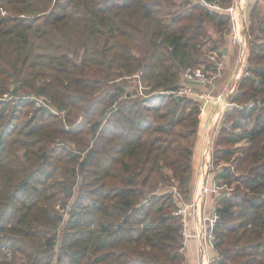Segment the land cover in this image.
I'll use <instances>...</instances> for the list:
<instances>
[{
  "label": "trees",
  "instance_id": "16d2710c",
  "mask_svg": "<svg viewBox=\"0 0 264 264\" xmlns=\"http://www.w3.org/2000/svg\"><path fill=\"white\" fill-rule=\"evenodd\" d=\"M233 1L0 0V264H53L60 235L70 264H184L168 186L192 194L201 105L168 91L188 67L216 68L203 46L227 38L204 33L201 19L226 25L221 8ZM261 1L249 73L212 152L214 166L227 160L215 179L229 190L210 264H264ZM28 95L68 108L66 122Z\"/></svg>",
  "mask_w": 264,
  "mask_h": 264
},
{
  "label": "built area",
  "instance_id": "2783aa9c",
  "mask_svg": "<svg viewBox=\"0 0 264 264\" xmlns=\"http://www.w3.org/2000/svg\"><path fill=\"white\" fill-rule=\"evenodd\" d=\"M250 0H234L231 5H229L226 8L227 14H229L230 17V32H231V44L236 45L239 50L238 54V72L235 76L236 79H239L241 76L242 71L247 70L248 68V56L250 53L249 49V43H248V31L246 29V9L248 8ZM264 1V0H263ZM210 58L215 62L216 68L211 69H205L203 66H197V67H188L186 68L184 72V79L185 82L181 85V88L173 91H168L176 96H182L183 94L193 95L197 94V91L195 89L196 84H203L206 87L211 86L214 84V82L223 75V68L221 62H217V53L210 54ZM143 85L140 84V88L142 90ZM236 85L234 84L233 87H231L226 94H218V96H214L211 93V90L204 91L199 94L200 100H201V109L202 111H205L208 104H221V99H224L225 95V104L231 105L227 99V96L234 93L236 91ZM4 98H12L14 97V94L11 92H7L3 96ZM28 98H31L35 101V105L38 107H44L49 109L53 114L66 116L68 113V108H58L55 106L50 99L44 97V96H34V95H28L26 96ZM212 142L206 145L207 149V155L205 157L206 162L205 166L208 167L209 165H212ZM173 196L176 200L181 199V204L178 207L177 213L181 214L183 217V236L184 238H188L191 235L199 236L198 239V250L202 254L203 260L207 257V250H209V245L212 244L214 234L213 232L207 230L208 232L205 234H200L198 232H195L194 234H191L187 231V225H188V219H189V211L190 208L195 206L196 203L201 202L202 199H199V196L197 197V200L194 203H189L186 200L183 201L182 196L180 195V192L176 187H173ZM199 200V201H198ZM203 214V213H202ZM218 218L217 213L214 215L213 221L216 222ZM203 218L199 217L198 223L199 226L202 223ZM201 228V227H200ZM206 232V231H204ZM185 245L181 248L182 251H185Z\"/></svg>",
  "mask_w": 264,
  "mask_h": 264
},
{
  "label": "rangeland",
  "instance_id": "374dc122",
  "mask_svg": "<svg viewBox=\"0 0 264 264\" xmlns=\"http://www.w3.org/2000/svg\"><path fill=\"white\" fill-rule=\"evenodd\" d=\"M254 1L255 0H250L249 1V4H248V8L246 9V29L248 31V35H249V32H250L249 31V27L251 26V23H252V20H253V15H252L253 13L251 11H252L253 6L255 5L254 4L255 3ZM226 8H221V11H223V12H225L227 14ZM261 9H264V1H261ZM202 21H203V24H204V27H203V32L204 33H206L207 35L214 34L216 37L219 36V35H223L224 39H226V38H227V40L229 39V37H230V32H229L230 31V17H229V23H227L226 25L221 26L219 28H218V25L216 26V24H215L214 21H211L208 18L205 19V20L203 19ZM248 40H249V38H248ZM222 43L223 44H226L224 42H222ZM215 46H216V44H215L214 40L212 42H206L204 44V46H203V49H202L203 54L206 53L205 55L208 56L210 54V51H211L210 49L213 48V47H215ZM250 51H251V49H250ZM235 53H236V55H238L237 54V50H235ZM250 54H251V52L249 53V56H250ZM249 56H248V60H247L248 67H249ZM205 58H206V56H205ZM229 69L231 71L232 70L234 71L235 68L233 67V64H232V66ZM248 69L242 71L241 76L239 77V82L237 84V88H238V85H239L241 79L244 77V75H246V74L249 73L248 72ZM132 84L133 85H130L129 86V89H134V85L135 86L137 85V83L135 81ZM146 87L143 86L142 87V90L139 87L140 88V91L141 92H144L146 90ZM200 105H201V103H200ZM229 107H233L232 104ZM201 111H202V109H201ZM201 111L199 113V126L201 125V123H200V115L202 113ZM54 115L56 116V114H54ZM63 115L64 114L57 115V116L62 117V119L65 121L66 120V116H63ZM226 120H227V118H225L221 122V127L224 124L227 125L228 127L232 124V122H230V121L227 122ZM65 124L67 126V123H65ZM199 126H198V130H199ZM226 131H228V130H226ZM225 133L226 132H224L220 136V139H222V137H223V135H225ZM197 136H198V131H197V133L195 135V140L198 138ZM216 138H218V135H217V137H215L214 139H212L214 141L212 143V146H211L212 147V151L215 150V148L217 147ZM244 143H246V142H244ZM240 145L241 144H239V145H233V144H231V146H234V147L235 146L238 147ZM72 147H74V146H72ZM194 148H195V145H194ZM202 150H203L201 152L202 155H198L197 156L200 159L199 165H198V167L194 168L195 169L194 174L196 175V177L199 178V184L192 183V194L189 195L190 197L188 195H186V194L185 195L184 194L183 195L180 194V195L182 196L183 201L186 200L189 203H194L195 202V198H196L194 196V194H197V191H198V194L197 195H199V199L200 198L202 199L201 205H203V212H202L203 214H201V215L198 214L197 211L195 210L196 207L193 206L192 208H190V211H189L190 216H189V219H188V223H189V221L191 220L192 217L196 220V222L199 220V217H202L203 220H202V223L200 224V227L203 229V231H206V233L208 232L207 230L211 231V233L213 232V234H214L213 242H212V244L209 245V248L208 249L210 251L207 250V256H208L209 262H210L212 260L211 258L214 255H216V253H217L216 252V249H214V247H213L214 246V242H215V232L213 231V228H214L213 226L215 224V222L213 221V218H214V215L216 214L215 207L217 206L218 199L221 198L222 195H226L227 192H228V190H229V189H227L226 184L221 185V186H218L224 180L221 179V178H220V180L219 179H215L216 178L215 175L218 174L219 168L221 167V165H224V164L227 163V160L226 159H223V160L220 161L219 165H215L214 166L213 163H212V165H209L208 167H206L205 166V162H206L205 157L207 155V149H206V145L205 144H204V147H202ZM194 152H195V150L193 151L192 159H193V156H194ZM213 161H214V159L212 158V162ZM168 188L170 190L171 189L173 190V187H171V186L170 187L168 186ZM177 202L180 205L181 204V199H178ZM64 217L67 220L68 215L67 214H64ZM66 220L62 222V226H64L66 224ZM61 240H62V235H60V239H59V241H58V243L56 245L55 251L53 252L54 254L52 255L53 264H70L69 263V253H66V251H64V250L62 251L60 249ZM186 240H187V238H184V245L186 243ZM182 252L185 253V251H182ZM199 254L202 257V254L200 253V251H199ZM202 259H203V257H202ZM182 263H185V258L183 259Z\"/></svg>",
  "mask_w": 264,
  "mask_h": 264
},
{
  "label": "crops",
  "instance_id": "0c3cea01",
  "mask_svg": "<svg viewBox=\"0 0 264 264\" xmlns=\"http://www.w3.org/2000/svg\"><path fill=\"white\" fill-rule=\"evenodd\" d=\"M213 7V6H212ZM235 50H237V54H239L238 47L235 45H232L229 40H227L226 44L220 48L217 49V51H210V54L217 53V62H221L222 68H223V75L219 77L213 85L206 87L203 84H196L194 87L197 91V94H193L196 99H198L201 103L199 94L204 91L211 90V93L214 96H218V94H226L228 93L229 89L233 87L235 84L237 86L239 79H236L235 76L238 72L239 68L237 65L238 61V55H236ZM209 54V58H210ZM211 59V58H210ZM212 60V59H211ZM237 60V61H236ZM213 61V60H212ZM213 63H215L213 61ZM235 68L234 71L230 70L229 68L232 66ZM229 70V71H228ZM237 88V87H236ZM231 95V94H230ZM230 95L227 96V99L230 102ZM226 95L224 99H221V106L219 104L213 105L208 104L205 111H201L200 115V123L198 130V138L195 140V152L193 156V173H192V183L199 184V178L196 177L194 174L196 167L199 165L200 159L197 157L198 155H202V147H204V144L207 145L210 142H214L212 139H214L217 134L219 133V130L221 129V122L226 118L228 111L231 109L229 107L230 105H226L225 102ZM233 105V104H232ZM200 152V153H199ZM201 182V181H200ZM198 194V191H197ZM194 194L195 201L197 200V197L199 195ZM197 195V196H196ZM195 210L198 214H202L203 212V205H201V202H198L195 204ZM198 222V221H197ZM196 222V220L192 217L187 225V231L191 234H194L195 232H198L200 234H205L206 232L203 231L202 228H200L199 224ZM198 239L199 236L191 235L187 238L185 243V263L184 264H210L208 256L202 259L201 255L199 254L198 250ZM210 251V250H209Z\"/></svg>",
  "mask_w": 264,
  "mask_h": 264
},
{
  "label": "water",
  "instance_id": "95a60500",
  "mask_svg": "<svg viewBox=\"0 0 264 264\" xmlns=\"http://www.w3.org/2000/svg\"><path fill=\"white\" fill-rule=\"evenodd\" d=\"M203 19H201V21H202Z\"/></svg>",
  "mask_w": 264,
  "mask_h": 264
}]
</instances>
